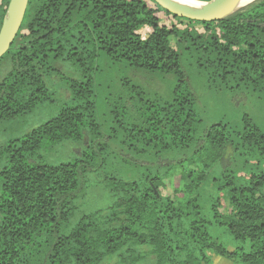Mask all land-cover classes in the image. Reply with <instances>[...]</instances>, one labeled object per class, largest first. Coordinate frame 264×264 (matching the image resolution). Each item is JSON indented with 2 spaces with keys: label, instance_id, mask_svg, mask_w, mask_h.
<instances>
[{
  "label": "trees",
  "instance_id": "16d2710c",
  "mask_svg": "<svg viewBox=\"0 0 264 264\" xmlns=\"http://www.w3.org/2000/svg\"><path fill=\"white\" fill-rule=\"evenodd\" d=\"M256 111L264 0L214 21L155 0H28L0 58V127L22 123L0 144V264H146L141 247L154 264H264ZM90 185L110 200L80 208Z\"/></svg>",
  "mask_w": 264,
  "mask_h": 264
},
{
  "label": "water",
  "instance_id": "95a60500",
  "mask_svg": "<svg viewBox=\"0 0 264 264\" xmlns=\"http://www.w3.org/2000/svg\"><path fill=\"white\" fill-rule=\"evenodd\" d=\"M167 11L188 19L214 21L241 9L235 7L243 0H210L198 1L202 6H190L175 0H155ZM251 2V1H250ZM248 2V4L250 3ZM28 6V0H10L6 15L0 27V58L9 50L22 25Z\"/></svg>",
  "mask_w": 264,
  "mask_h": 264
},
{
  "label": "rangeland",
  "instance_id": "374dc122",
  "mask_svg": "<svg viewBox=\"0 0 264 264\" xmlns=\"http://www.w3.org/2000/svg\"><path fill=\"white\" fill-rule=\"evenodd\" d=\"M148 31H149L148 27H143L141 29L142 36H145ZM257 101H260V99H258ZM257 104H258V102H257ZM256 113H257L256 116L258 117L257 119L260 121H262V120L264 121V114L262 112H259V111H256ZM254 114H255V112H254ZM40 119H41V114L38 111L34 115L27 118L26 124L21 129H20V127H21L22 123L17 124L16 121L13 122V124L11 123V124L2 125L0 127V144H2L3 141L6 138H8L12 132L20 129L17 132H19L18 134H21V133H23V131L30 129L33 126H36L38 124V122L40 121ZM71 146H72V144L68 143V142L63 144V145L57 146L58 154H61L63 156L68 154ZM259 159H260V156L258 154H256L255 152L250 154V156H249V160L251 163H255ZM54 160H56V159H54ZM109 200H110L109 198H107L106 196H104L101 193L99 188H97L94 185H90L86 198L81 200L79 205H80V208H85V209L91 210L94 208L101 207L102 205H105ZM222 206L223 207L225 206L224 202H223ZM140 252L142 254H144V256H145L144 263L154 264V257L147 253V249L145 247H141ZM210 255H211V259H212L213 264H237L234 261H231V260L226 259L224 257L217 256V255L212 254V253ZM104 264H117V263L115 262V260H113L112 262L110 261L109 263L106 262Z\"/></svg>",
  "mask_w": 264,
  "mask_h": 264
},
{
  "label": "bare ground",
  "instance_id": "6f19581e",
  "mask_svg": "<svg viewBox=\"0 0 264 264\" xmlns=\"http://www.w3.org/2000/svg\"><path fill=\"white\" fill-rule=\"evenodd\" d=\"M175 1H177L179 3H183L185 5H190V6H202L203 5V3H199L196 0H175ZM250 1L253 2L254 0H243L239 4H237L235 7H241L244 4L248 5V2H250ZM245 6H243V7H245ZM243 7H241V8H243Z\"/></svg>",
  "mask_w": 264,
  "mask_h": 264
}]
</instances>
